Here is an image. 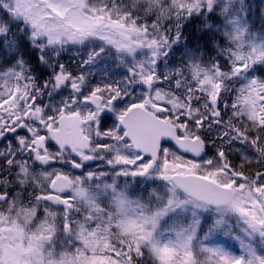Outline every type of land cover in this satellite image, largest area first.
I'll return each mask as SVG.
<instances>
[{
  "label": "snow or ice",
  "instance_id": "obj_1",
  "mask_svg": "<svg viewBox=\"0 0 264 264\" xmlns=\"http://www.w3.org/2000/svg\"><path fill=\"white\" fill-rule=\"evenodd\" d=\"M0 264H264V0H0Z\"/></svg>",
  "mask_w": 264,
  "mask_h": 264
},
{
  "label": "trees",
  "instance_id": "obj_2",
  "mask_svg": "<svg viewBox=\"0 0 264 264\" xmlns=\"http://www.w3.org/2000/svg\"><path fill=\"white\" fill-rule=\"evenodd\" d=\"M254 2H255L256 5H260L261 0H254Z\"/></svg>",
  "mask_w": 264,
  "mask_h": 264
}]
</instances>
